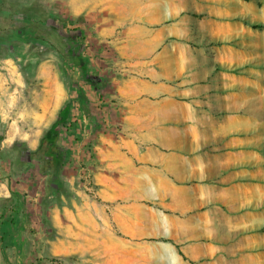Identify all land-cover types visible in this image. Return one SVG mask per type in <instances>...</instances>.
<instances>
[{
	"label": "rangeland",
	"instance_id": "1",
	"mask_svg": "<svg viewBox=\"0 0 264 264\" xmlns=\"http://www.w3.org/2000/svg\"><path fill=\"white\" fill-rule=\"evenodd\" d=\"M245 1L230 4L234 31L187 35L201 63L193 156L203 172L187 180L162 172L160 191L138 210L99 198L88 164L108 129L106 80L92 59L102 66L115 51L89 23L104 0H0V264H89L88 256L56 252L53 223L77 222L63 209L77 214L81 205L78 222L111 231L124 253L150 258L146 264H264V0ZM188 6L177 21L196 33L202 17ZM77 57L104 81L101 90L86 82ZM67 103L58 193L29 154ZM14 192L22 196L16 210L2 203ZM138 215L150 220L140 238L133 237ZM16 224L20 236L12 237Z\"/></svg>",
	"mask_w": 264,
	"mask_h": 264
},
{
	"label": "crops",
	"instance_id": "2",
	"mask_svg": "<svg viewBox=\"0 0 264 264\" xmlns=\"http://www.w3.org/2000/svg\"><path fill=\"white\" fill-rule=\"evenodd\" d=\"M235 3L245 7L249 1L104 0L101 7L95 5L94 9L100 12L89 16L90 26L115 51L102 66L96 62L98 59H92L106 80L103 98L108 115V129L96 137L95 156L88 161L99 198L121 200L124 208L139 210L160 191L162 172L166 178L171 174L175 179L186 180L194 169L203 172L202 159L196 162L193 156L194 104L202 86L196 83L200 81L201 63L193 56L187 35L196 34L202 40L234 31L239 21L227 18L234 11L230 4ZM187 6L202 17L196 33L177 21ZM189 183L186 181L183 186ZM178 187L176 184L174 194ZM82 207H77V214L63 209L77 222L53 223L60 227L58 254L88 256L89 264L151 261L143 253L141 257L124 253L121 241L120 245L116 243L111 231L99 229L96 222H78ZM136 218L133 237L140 238L145 235V222L150 220L139 215ZM18 228L21 225L13 227L12 237L20 236ZM37 236L31 237L35 241L42 237Z\"/></svg>",
	"mask_w": 264,
	"mask_h": 264
},
{
	"label": "trees",
	"instance_id": "3",
	"mask_svg": "<svg viewBox=\"0 0 264 264\" xmlns=\"http://www.w3.org/2000/svg\"><path fill=\"white\" fill-rule=\"evenodd\" d=\"M76 60V65L82 69L86 82H88L90 85H93L96 89L101 90L105 86L104 81H102L98 76L88 72L85 59L83 60V58L80 59L77 57ZM73 62L75 63V61ZM81 95L83 99L84 110L87 112V105L89 101L85 98L86 96L83 93ZM69 117L70 106L69 103H67L61 109L58 118L51 125V129L46 131V133L40 138L38 147L29 154L32 159L38 161L40 172L44 175H47L48 184L52 187L54 181H56L57 184L59 183V175H61V172L64 170L66 150L60 136V130L62 126L66 125ZM59 184L57 189L58 193H61L62 190H60L61 186ZM62 188L64 189L65 186H62ZM50 194H52L51 190L46 193L47 196ZM2 203L5 206H12L13 209H15L16 207H20L22 205V196L14 192L10 197L4 198ZM181 254L184 256L182 252Z\"/></svg>",
	"mask_w": 264,
	"mask_h": 264
}]
</instances>
